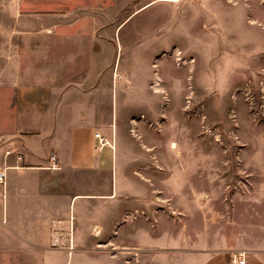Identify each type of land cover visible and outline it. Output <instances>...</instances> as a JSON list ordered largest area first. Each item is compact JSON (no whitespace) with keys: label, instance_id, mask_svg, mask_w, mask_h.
Returning <instances> with one entry per match:
<instances>
[{"label":"rangeland","instance_id":"1","mask_svg":"<svg viewBox=\"0 0 264 264\" xmlns=\"http://www.w3.org/2000/svg\"><path fill=\"white\" fill-rule=\"evenodd\" d=\"M53 25L78 88L66 101L93 104L114 144L87 190L114 194L72 202L71 231L39 242L0 221V264H200L260 241L264 0H0L9 61L17 36ZM81 124L56 121V147Z\"/></svg>","mask_w":264,"mask_h":264},{"label":"crops","instance_id":"2","mask_svg":"<svg viewBox=\"0 0 264 264\" xmlns=\"http://www.w3.org/2000/svg\"><path fill=\"white\" fill-rule=\"evenodd\" d=\"M53 26L50 32L17 36L20 39L10 61L7 47L0 50V171L5 172L0 181V221L32 242H39L43 234L69 233L70 218L74 219L71 205L77 199L114 194L112 181L109 193L87 190L97 184L98 173L111 166L114 144L108 140L93 150L96 139L88 124L95 121L93 108H88L93 104L66 101L78 88L69 80L71 67L64 54L67 34ZM69 36L73 41L83 37ZM4 39L7 42V36ZM63 104L70 107L69 117L56 114V107ZM64 120L83 124L73 126L63 147H56L54 123ZM80 128L84 135L78 144ZM45 137L49 148L57 149L53 167L41 147ZM251 230L263 235L260 241L246 248L217 249L200 264H233L231 254L236 250L245 253V264H264V223Z\"/></svg>","mask_w":264,"mask_h":264},{"label":"built area","instance_id":"3","mask_svg":"<svg viewBox=\"0 0 264 264\" xmlns=\"http://www.w3.org/2000/svg\"><path fill=\"white\" fill-rule=\"evenodd\" d=\"M94 138L96 139V143L93 145V150H98L101 148L103 145L108 143V140L105 139L103 135H101L99 132H94L93 133ZM51 159L53 161V166H56V156L53 154L51 155ZM5 172L0 171V181L4 180ZM231 262L233 264H245L246 263V258H245V253L243 251H233L231 254Z\"/></svg>","mask_w":264,"mask_h":264},{"label":"bare ground","instance_id":"4","mask_svg":"<svg viewBox=\"0 0 264 264\" xmlns=\"http://www.w3.org/2000/svg\"><path fill=\"white\" fill-rule=\"evenodd\" d=\"M169 1H176V0H169ZM155 84L157 85L158 84V81L157 80H155ZM154 84V85H155ZM207 133H208V131H207ZM172 144H174V142L172 141Z\"/></svg>","mask_w":264,"mask_h":264}]
</instances>
